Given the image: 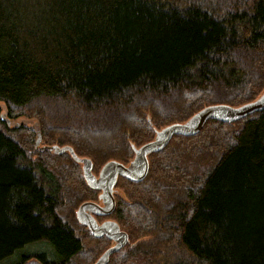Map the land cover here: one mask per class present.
Instances as JSON below:
<instances>
[{
	"label": "trees",
	"instance_id": "obj_1",
	"mask_svg": "<svg viewBox=\"0 0 264 264\" xmlns=\"http://www.w3.org/2000/svg\"><path fill=\"white\" fill-rule=\"evenodd\" d=\"M263 88L264 0H0V103L6 106L0 113V264H91L82 258L99 250L60 216L64 199L52 186L59 169L55 173L42 155L32 158L52 152L34 147L29 153L28 141L33 135L36 140L37 131H29L26 119L13 122L9 106L24 109L55 100L67 105V124L89 113L127 122L133 114L136 133L115 130L103 144L110 148L121 138L137 142L130 144L132 151L131 145L140 147L156 131L186 123L206 107L252 102ZM176 92L195 100L187 117L168 115L162 123L150 117L153 127H161L153 135L139 115L153 110L141 103L153 98L165 103ZM132 100L140 110L128 116ZM84 129L89 136L99 134ZM15 130L23 136H13ZM82 130L74 129V137L88 139ZM75 143L70 138L61 146L77 155ZM214 146L221 152L208 168H189L203 155L199 149ZM56 156L71 158L67 152ZM79 157L94 167L91 158ZM148 160L143 180H118L143 196L131 205L148 216L143 220L148 229L153 223L157 233L151 244L166 239L170 244L156 264H264V110L235 122L208 120L194 135L174 134ZM150 203L159 209L151 210ZM125 205L117 208L115 201L109 216L125 220ZM120 230L131 241L133 231ZM122 249L107 264H142V255L134 260L119 255Z\"/></svg>",
	"mask_w": 264,
	"mask_h": 264
},
{
	"label": "rangeland",
	"instance_id": "obj_2",
	"mask_svg": "<svg viewBox=\"0 0 264 264\" xmlns=\"http://www.w3.org/2000/svg\"><path fill=\"white\" fill-rule=\"evenodd\" d=\"M264 88L262 89L263 93ZM244 91V89L242 90ZM240 91V92H242ZM239 92V93H240ZM261 94V93H260ZM259 94V95H260ZM223 96V95H222ZM149 97L145 98H151ZM165 103L161 101L159 98H153L149 99V101H144L145 106H149L153 113H147L140 111L139 115L144 117V120H146L153 131L159 130L160 128L153 127L150 122V117H155V119L162 123L164 120V117L168 120V115H171L172 118L180 117L179 119L186 118L187 115L185 114V111L189 109V105L193 102H195L194 99L190 98L188 99L187 96L182 92H176L175 94H170L167 96V98L164 100ZM38 101H34L28 108H15L10 107L9 117L13 122H18V124L21 123L20 120L26 119L28 120V126L29 131H31L33 134V131H39L40 136L42 138L43 144L46 145H63L72 138L74 141L76 140V143H79V150L77 152V155L79 156H87L91 158L94 162L93 167V173L95 175L98 174V171L100 167L107 162L110 159L118 160L124 164H128L133 159V152L130 149V144H135L138 146L139 144L133 143L130 140L128 142L123 141L122 138L120 139V142L117 143L113 141V145H110V148L103 144H107L110 142L113 138L112 136L109 138L110 134H113L115 130H120L121 133L126 135L130 129L131 134L136 133L137 124L134 125L133 118L134 115L132 114L130 118V122H127L123 118L115 119L112 115H105L100 113H89L84 114L81 116L77 122L67 124L68 122V116L70 115L69 112H65L67 109L65 108L67 105L62 104L60 102H57L55 100H47L44 106H39L37 103ZM134 102L132 100V107L128 108L125 112L128 114V116L135 112H138L140 108H137L135 106ZM140 104V105H141ZM5 105L3 103H0V113H3L5 110ZM63 108L62 111L59 109ZM74 109V108H73ZM27 115H25V112ZM24 112V113H23ZM65 112V113H64ZM73 112H75L73 110ZM165 112V113H164ZM163 115V117H162ZM156 116H159L156 118ZM9 119V120H10ZM135 119V118H134ZM7 119V121H9ZM136 120V119H135ZM136 122V121H135ZM59 126H64V130H60ZM84 127H91V130H94L99 132V134H95L94 136L90 133L85 132ZM81 128L83 129L81 131V135L88 137V139L85 138H79L77 139L74 137V129ZM67 129H71V131H67ZM149 132V131H148ZM150 134V133H149ZM13 136H23V134H20L19 131L15 130V133L12 134ZM92 135V136H91ZM25 136V135H24ZM26 136L31 138V135L26 134ZM108 136V137H107ZM154 137V136H153ZM29 138V139H30ZM109 138V139H108ZM141 139V138H140ZM153 139V138H152ZM34 140L35 136L33 135L31 138V141L29 142V145L27 146V150L29 149V153L36 152L34 149ZM108 140V142H107ZM69 143V142H68ZM125 143V144H124ZM231 142L229 139H226L225 144H230ZM217 146H214L212 148H205V150L199 149L202 152V156L198 158L196 156L195 161L188 164L189 168L191 170L195 171L197 166L208 168L215 156L221 152V148L218 150ZM115 150V151H114ZM114 151V152H112ZM131 152V154H130ZM41 155L43 158H45L46 162H50V166L54 169L55 173L57 172V169L59 171L57 172V178L55 183L52 186L57 185V189L60 191V194L62 195V199H64L63 203L64 205L58 210L60 216H62L65 220L67 219L70 227L75 231L77 236H80L82 238H88V246L94 247L93 251L96 249H99L96 252V256L100 253L106 250L108 247L112 245V240H108L109 238H100V239H94L92 236H90L89 232L84 228L83 226L79 225L76 222H73L75 216V212L77 210V206L82 201H92V202H100L98 199V193L94 192V195H90L89 192H84L82 187H86L82 178V172H81V166L77 165L76 163L71 161V158L68 156H59L53 155L49 152H44L40 155H34L32 158L34 159H41ZM127 157V158H126ZM41 161V160H40ZM182 163L185 164V160H182ZM62 167L64 168V171H62ZM38 175L42 178L40 175V172L38 171ZM42 181V179H40ZM39 180V181H40ZM44 180V179H43ZM40 181V182H41ZM45 181V180H44ZM82 186V187H81ZM130 184L125 179L120 178L117 181V184L115 186V195L114 200L116 201V207L119 208V204L125 203L128 205H125L128 208H124V217L125 220H120V223L115 215V213L110 216L105 217H96L98 222H102L106 219H109L111 221H117L120 224V228L123 230L131 229L133 231L132 239L128 243H126L122 248V250L119 252V255H129L133 256L132 259L135 260L139 255H142L139 259L141 260L142 264H151V263H158L160 259H162V255L166 254L169 250L170 244H168V240H164L163 242H160L158 246L156 243H153L154 233H157L153 230H156L155 227L152 225L153 223H150V229L146 226L147 224L144 223L143 220L148 218V216L145 215V213H141L137 208L132 204L133 201H138L143 196H141L140 193L135 194L133 191L129 190ZM59 194V195H60ZM121 206V205H120ZM72 207V208H71ZM151 210L157 211L159 209V206L155 203H150ZM150 215H154V213H149ZM128 216V217H127ZM76 219V218H75ZM146 222L147 219H146ZM117 224V223H116ZM118 225V224H117ZM119 226V225H118ZM149 226V225H148ZM126 227V228H123ZM119 228V229H120ZM144 228V229H141ZM135 231V232H134ZM143 231V232H142ZM147 232L144 236H139L141 233ZM161 244H164L161 246ZM121 249V248H120ZM91 251V253H93ZM100 253V254H101ZM135 253V254H134ZM94 254V253H93ZM96 256L93 257V255H89V253L85 254V257L82 258V263L88 262L90 260L91 264L96 260ZM93 257V258H92ZM99 259V258H98ZM148 261L147 263L143 262V260ZM134 260H131V262L134 263ZM32 260L27 262L26 264H30ZM80 262V263H81ZM37 264V263H36ZM88 264V263H87Z\"/></svg>",
	"mask_w": 264,
	"mask_h": 264
},
{
	"label": "water",
	"instance_id": "obj_3",
	"mask_svg": "<svg viewBox=\"0 0 264 264\" xmlns=\"http://www.w3.org/2000/svg\"><path fill=\"white\" fill-rule=\"evenodd\" d=\"M261 110H264V93L255 102L246 104L239 108H233L226 105L206 107L194 117L189 119L186 123L173 124L157 132L153 142L142 146L139 150H135V157L128 167H125L115 161H109L106 163L100 172V180L98 181H95V179L91 176V166L88 164V161L80 160V158L76 157L71 148L51 147L50 149H52L55 153H62L65 150H68L76 162L83 163V175L87 184L90 187H96V189H104V192L101 195V200L103 204H105V209L103 211L100 210L98 205L92 206L91 204L93 203L91 202L82 204L77 211V219L81 223L87 225L93 234L97 236L104 234L107 238L116 243L114 247L105 251L94 264H107L110 254L122 248L128 241L127 234L121 231L119 226L114 221L97 226L94 218L85 212L86 209H89L95 213L109 215L114 210L115 200L111 196V193L118 174L126 176V178L130 180L141 181L145 178L148 172L147 154L162 149L169 142L173 134L192 135L198 132L208 119L233 122L239 118ZM39 141L40 133L37 131V140L34 144L35 148H38L40 143Z\"/></svg>",
	"mask_w": 264,
	"mask_h": 264
},
{
	"label": "bare ground",
	"instance_id": "obj_4",
	"mask_svg": "<svg viewBox=\"0 0 264 264\" xmlns=\"http://www.w3.org/2000/svg\"><path fill=\"white\" fill-rule=\"evenodd\" d=\"M263 93H264V90H263ZM263 93H261V94L257 97V99H255V100L252 101V102H255L256 100H258V99L262 96ZM252 102H249V103H252ZM249 103H246V104H249ZM246 104H243V105L238 106V107H236V108L242 107V106H244V105H246ZM199 112H200V111H198L197 113H195L192 117H194V116H195L196 114H198ZM249 115H250V114H249ZM246 116H248V115H246ZM246 116H244V117H246ZM192 117H191V118H192ZM191 118H190V119H191ZM242 118H243V117H242ZM239 119H241V118H239ZM208 120H216V121L224 122V121H222V120H218V119H208ZM208 120H206L205 123H206ZM235 121H236V120H235ZM235 121H233V122H235ZM205 123H204V124H205ZM226 123H228V122H226ZM7 124L10 125V121H7ZM204 124H203V126H204ZM171 125H173V124H171ZM171 125H168V126L162 128L161 130H163V129H165V128L171 126ZM203 126H202V127H203ZM202 127H201V128H202ZM161 130H159V131H161ZM200 130H201V129H200ZM200 130H199V131H200ZM159 131H156V133L159 132ZM199 131H198V132H199ZM198 132H196V133H198ZM156 133H155V135H154V138H153L151 141L146 142L145 144L141 145L140 147H135L134 145H131V148H132V151H133V154H134L133 159H134V157H135V150H139L142 146H144V145H146V144H148V143L153 142V141L155 140ZM196 133H194V134H196ZM194 134H192V135H194ZM173 135H174V134H173ZM173 135H172V137H173ZM180 135H183V134H180ZM184 136H188V135H184ZM172 137H171V139H172ZM171 139L169 140V142L171 141ZM36 140H37V133H36ZM36 140H35V141H36ZM39 142L41 143V136H40V141H39ZM169 142H168V143H167L162 149H164V148L169 144ZM40 143H39V145H38V148H36L37 150H40V151H44V150L51 151L52 154H54V155H59V154H62V153L67 152V153L71 156V154L69 153L68 150H65V151L62 152V153H55L52 149H50L51 147L64 148V147H68V146H56V145H53V146H47V145L40 146ZM34 144H35V143H34ZM69 148H71V147H69ZM71 149H72V148H71ZM162 149H160V150H156V151H153V152L148 153V154H147V160H148V157H149L151 154L156 153V152H158V151H161ZM73 153H74V151H73ZM74 154H75V153H74ZM75 155H76V154H75ZM76 157L80 158V160H86V161H88V164L91 166L90 174H91V176L95 179V181L100 180V178H99L100 172L102 171L104 165H105L106 163L109 162V161L105 162V163L100 167V169H99V171H98V174L95 175V174L92 172V171H93V170H92V169H93V164H92V162H91L90 159H88V158H86V157H79V156H77V155H76ZM71 158H72V160H73L74 162H76V161L73 159L72 156H71ZM133 159H132V160H133ZM132 160H131V161H132ZM110 161H115V162H117V163H119V164H121V165H123V166H125V167H128L129 164L131 163V161H130L127 165H125V164H123V163H121V162H119V161H116V160H110ZM76 163L80 164L81 169H82V175H83V163H82V162H76ZM148 167H149V160H148ZM120 176L126 178V176H123V175L118 174L117 179H116V182H115L114 186L112 187V193H111V196L113 197V199H114V193H115V185H116V183H117L118 177H120ZM83 179H84V181H85L86 186H87L90 190H94V191L99 192V194H98V199H101V195L103 194L104 189H102V188L96 189V187H90V186L87 184V182H86V180H85V178H84V175H83ZM88 202H90V201H84V202H82V203L79 205V207H80L82 204H84V203H88ZM79 207L77 208V210H76V212H75V216H76V220H77V222H78L80 225L86 227V229L92 234V236H94V237H96V238H100V237L105 236L104 234H103V235H99V236L93 234V232L89 229V227H88L87 225L81 223V222L77 219V211H78ZM105 237H106V236H105ZM106 238H107V237H106ZM109 240H111V239H109ZM115 244H116V243L112 241V245H111L110 247H108L105 251H107L108 249L114 247ZM118 250H119V249H118ZM105 251H104V252H105ZM116 251H117V250H116ZM116 251H114V252H116ZM114 252H113V253H114ZM113 253H111L110 255H112Z\"/></svg>",
	"mask_w": 264,
	"mask_h": 264
},
{
	"label": "flooded vegetation",
	"instance_id": "obj_5",
	"mask_svg": "<svg viewBox=\"0 0 264 264\" xmlns=\"http://www.w3.org/2000/svg\"><path fill=\"white\" fill-rule=\"evenodd\" d=\"M100 202H92V201H90L91 203H93V204H91L92 206L93 205H98V207L100 208V210L101 211H103L104 209H105V204H103V202H102V200L100 199L99 200ZM91 206V207H92ZM85 212L87 213V214H90L93 218H94V220L96 221V224H97V226H100L101 224H103V223H108V222H110L111 220H109V219H106V220H104V221H102V222H98L97 221V219H96V217H105V216H109V215H106V214H99V213H95V212H93V211H91V210H89V209H86L85 210Z\"/></svg>",
	"mask_w": 264,
	"mask_h": 264
}]
</instances>
